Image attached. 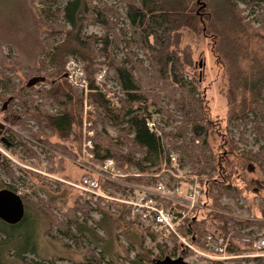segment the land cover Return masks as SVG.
Listing matches in <instances>:
<instances>
[{"label":"trees","instance_id":"obj_1","mask_svg":"<svg viewBox=\"0 0 264 264\" xmlns=\"http://www.w3.org/2000/svg\"><path fill=\"white\" fill-rule=\"evenodd\" d=\"M40 1L45 6H50V4L56 6L54 10L51 7L48 8V11L38 10L44 26L42 33L44 48L38 55L39 66L36 65L30 75L31 79L42 77L45 82L29 88L27 84L31 79L25 80L19 85L16 84L14 76L2 74V81L14 93L11 98L5 100L6 102L11 100L7 109H4L6 102L2 106V112L9 116L7 121L24 128L27 119L35 121L40 131L33 134V138L46 147L69 154L71 150L67 143L72 134L76 135L75 141L79 143L80 140V136L74 130L81 129L84 99L79 90L68 83L65 66L70 58L80 59L85 64V70L91 82L90 89L98 92L95 94V101L105 114L101 121L105 123L104 120H108L115 123L120 129L121 135L119 139H114L105 133L99 134L98 132L96 139L94 137L97 147L95 161L104 164L108 160H114L119 169H123L122 163L127 162L130 167L136 168L139 176L128 175L122 181L134 186H151L156 181L153 176L161 173L164 169H173L171 162L173 154L171 155L165 141L174 150H185L187 158L181 157V163L190 164L191 175L198 178L203 185L202 198L199 200L200 207L196 208L195 215L202 208H207L210 205L215 207L216 211L211 209L208 212V217L213 221L214 230L220 238L228 241V253L244 254V252L252 250V245L244 242L245 238L257 239L259 236L248 229L252 226L262 228L264 223L238 219L232 215H224L218 210L227 209L220 203L225 195L235 198L242 193L233 183V174H228L224 170V162L227 161L224 156L229 157L237 147L233 141L230 142V149L225 148L223 157H218L213 152L210 141L212 126L209 108L201 96V92L196 90L194 79L185 71L186 66H192L190 56L186 52L182 59V55L174 47L179 43L181 30L193 20L190 6L194 0H122L126 10L124 19L128 21L129 31L133 37L129 44L137 46L147 55L148 65L142 60L136 59L132 54H127L126 61H119L110 56L111 48L119 43L115 27L117 22H114L112 17L118 19L121 14L117 10L106 7L103 0H98V2L94 0ZM241 4L249 7L263 6L264 10V0H212L207 5L209 9H212L215 21L221 25L226 34L229 52L235 55L246 51L245 57L251 59L250 71L246 74L239 72L236 80L250 97V102L256 107H260V99L264 96V60L258 56L257 46L259 44L256 41L263 40L262 43H264V36H260L259 32H254L252 27L241 17L242 11L239 9ZM207 5L205 4V7L201 6V8L206 9ZM91 24L101 26L106 34L101 37L87 35L86 28ZM261 29L264 32V24ZM261 47L264 50V45ZM99 55L104 56L105 61L98 62ZM101 65H107L109 70L114 71L115 79L125 94V99L121 101L120 107H115L107 101L106 96L98 91L93 83L94 75L99 71ZM43 72H45L44 75H42ZM45 83L49 84L48 89L37 88L38 85ZM161 94L170 99L175 110L181 116L180 125L175 127L173 132H167L157 126L159 134L151 133L146 123L152 118L148 115L147 108H143L147 107L149 103L155 107L156 113L167 115L175 122L177 120L169 111L161 108L160 105L163 102ZM36 97L56 105L60 112L58 114L47 113L43 105L37 103ZM16 100L19 102V108L11 110ZM7 133L11 132L10 130L5 131L4 128L2 136L8 135ZM50 135L59 136L66 142V145L62 147L53 145ZM6 139L10 143L9 148L20 147L15 142L14 136L10 135ZM123 147L128 149L127 153L124 152ZM21 148L30 157L37 156L33 150L25 146H21ZM81 153L79 150L74 155L80 159ZM137 154L140 156L138 157ZM245 158L247 161L257 162L261 166L264 163L262 155H250ZM246 165L248 166V164ZM7 170L12 175L13 170L9 167ZM237 178H240V175ZM244 181L249 184L246 178ZM259 185L264 190V179L259 182ZM102 187L103 189L111 188L112 191L122 194L130 192L116 182H103ZM9 189L10 187L0 183V191ZM206 198L212 204L206 202ZM94 200L98 203L104 201L100 198ZM107 203L119 205L110 201ZM167 206L169 209L171 208L170 204ZM117 209L119 220L138 228L142 238L150 237L156 240L160 236L159 233L142 225L133 215L130 207L119 205ZM27 220L26 212L22 222L14 226L0 219V264H34L28 260L27 255L36 254L37 242L34 228ZM181 232L184 235L196 234L197 239L214 233L205 226V220L201 222V220H193V218L186 221ZM169 240L175 244L170 252L162 250L165 264H171L172 257L176 258L178 251H181L183 259L193 254L190 250L182 248L175 235ZM10 251L14 252L13 256L16 258L14 262H9L7 258ZM232 261L235 264H244L245 262L264 264V258L243 257ZM82 264H105V262L93 251H89ZM217 264L225 263L217 262Z\"/></svg>","mask_w":264,"mask_h":264},{"label":"rangeland","instance_id":"obj_2","mask_svg":"<svg viewBox=\"0 0 264 264\" xmlns=\"http://www.w3.org/2000/svg\"><path fill=\"white\" fill-rule=\"evenodd\" d=\"M33 1L0 0V127L3 126L2 132L5 128V131L10 130L12 133H7L8 135L4 137L12 135L15 142L20 145L9 148L0 140V183L20 195L26 205L27 221L34 228L37 242L36 254H28V260L34 264H82L87 253L93 251L96 256L103 258L105 264H165L162 250L170 252L175 244L173 241L161 236L156 240L150 237L142 238L138 228L119 220L117 209L119 205H111L107 201L98 203L94 199L85 197L72 185H78L88 176V172L82 167L85 163L82 153L80 159L74 155L79 150L82 152L85 126L91 125L95 139L98 132L114 139L121 137L120 129L115 123L108 120H104L105 123L101 121L105 114L95 101V94L98 92L90 89L91 82L83 61L70 58L65 66L68 83L79 90L84 99L81 129L74 130L80 136V140L79 143L75 141L76 135L72 134L67 143L72 151L68 152L69 154L46 147L33 138L32 135L40 131L35 121L27 119L24 128L7 121L9 116L2 112L5 100L14 94L2 81V74L14 76L16 84L19 85L31 79L32 69L36 68V65L39 66L38 55L44 48L42 36L44 26L38 10L48 11L49 7L53 10L56 7L51 4L45 6L40 0ZM94 1L98 2V0ZM103 1L106 7L121 14L118 19L112 17V20L117 22L115 27L119 43L111 48L110 56L119 61H126L127 54H132L148 65L147 55L137 46L129 44L133 37L129 31L128 21L124 19L125 3L122 0ZM211 1L194 0L190 6L193 20L181 30L179 43L174 47L182 55V59L186 52L190 56L192 66H186L185 71L194 79L196 90L201 92L209 108L212 126L210 141L213 152L218 157H223L225 148L230 149V142L233 141L237 147L229 157L224 156L227 160L224 162V170L228 174H233V183L242 193L235 198L225 195L220 203L227 209L218 210L224 215H232L238 219L264 223V190L259 185L264 179V163L261 166L245 158L250 155L264 157V96L260 99L261 108L256 107L237 82L236 76L239 72L246 74L250 71L251 59L245 57L246 51L235 55L229 52L226 34L221 25L215 21L212 9L208 8L207 4ZM196 3L197 6H194ZM202 4H206L207 8L202 9ZM262 7L239 5L242 11L241 17L254 32H259L260 36H264L261 29L264 24ZM86 34L101 37L106 33L101 26L91 24L86 28ZM256 42L259 44L258 56L264 60V50L261 49L264 45L263 40ZM97 61H105V57L99 55ZM99 68L94 75V85L106 96L107 101L115 107H120L125 94L115 79L114 71L109 70L107 65H101ZM80 83L87 87L83 89ZM40 87L48 89L49 84L37 86ZM161 97L163 98L161 108L175 116L176 122L167 115L156 113L152 103L143 108H147L148 115L157 121L158 127L173 132L174 128L180 125L181 116L168 97L164 94H161ZM35 99L37 103L43 105L47 113L60 112L51 102L39 97ZM18 108L19 102L16 100L11 110ZM160 133L162 134L161 130ZM50 136L53 145L58 147L66 145L59 136ZM165 143L171 155L177 158L178 169L181 172L185 170L190 172L191 165L182 164L180 160L181 157L187 158L185 150H174L167 141ZM94 144L96 146L95 140ZM21 146L33 150L37 156L30 157ZM123 150L128 152L126 147H123ZM137 156L139 157L140 154ZM8 167L13 170L12 175L8 173ZM122 167L120 175L125 177L137 172L136 168L130 167L127 162L122 163ZM164 170L156 175L162 174L161 178L169 189L175 191L176 178L173 174L164 173ZM238 175L240 178H237ZM245 178L249 184L244 181ZM185 182L186 180L181 182V190L185 189ZM205 200L211 203L207 198ZM211 209L214 211L215 207L210 205L199 210L195 220L201 222L205 220V226L209 231L214 232L212 235L218 236L213 221L208 217ZM248 230H252L257 236L264 235V227L252 226ZM208 235L210 233L203 237ZM13 254V251L7 254L9 262L16 260ZM181 256V251H178L177 257H172L171 260L174 261ZM195 263L217 264L210 260H195ZM225 264L235 263L229 261Z\"/></svg>","mask_w":264,"mask_h":264},{"label":"built area","instance_id":"obj_3","mask_svg":"<svg viewBox=\"0 0 264 264\" xmlns=\"http://www.w3.org/2000/svg\"><path fill=\"white\" fill-rule=\"evenodd\" d=\"M86 84V83H85ZM79 86V85H78ZM80 86L84 89L87 85ZM151 133H158L157 121L152 119L146 123ZM95 133L90 126H85L82 155L85 163L82 167L88 172V176L78 184H72L79 189L85 197L89 199H102L104 201L115 202L119 205L131 208L133 215L142 223L149 227L151 231L159 233L163 238L169 240L176 236L184 250H190L193 254L190 257L182 258L186 264H196L195 260L229 262L239 258H264V235L253 239L245 238L246 243L252 245V250L244 254L228 253V241L218 235H208L197 239L196 234L184 235L181 232L182 226L189 219L195 220L196 208L200 207L199 200L202 198L203 185L198 178L191 175V171L181 172L178 169L177 158L172 155V170H164V173L173 174L177 180L175 191H171L161 175L153 176L156 181L151 186H134L123 182L125 175H120L123 169H119L114 160H108L104 164L97 163L96 146L94 144ZM174 172H177L174 173ZM129 175L139 176L137 172ZM166 175V176H168ZM185 189H180L182 181ZM110 181L116 182L130 190L128 194L112 191L111 188L102 187V183ZM114 192V193H111ZM170 204L171 208L167 206ZM191 222V221H190ZM226 261V262H225Z\"/></svg>","mask_w":264,"mask_h":264},{"label":"water","instance_id":"obj_4","mask_svg":"<svg viewBox=\"0 0 264 264\" xmlns=\"http://www.w3.org/2000/svg\"><path fill=\"white\" fill-rule=\"evenodd\" d=\"M201 2V0H199ZM205 7V4H202V8ZM45 82V79L42 77L32 78L27 86L29 88L35 87L39 83ZM11 100H9L4 109H7L8 104ZM0 140L7 147H10L9 141L2 136L3 126L0 127ZM25 204L20 195L12 192L10 190H2L0 191V219L9 225H17L22 222L25 217ZM171 264H186L182 258H178L171 262Z\"/></svg>","mask_w":264,"mask_h":264},{"label":"bare ground","instance_id":"obj_5","mask_svg":"<svg viewBox=\"0 0 264 264\" xmlns=\"http://www.w3.org/2000/svg\"><path fill=\"white\" fill-rule=\"evenodd\" d=\"M178 259V258H177ZM176 260V259H175Z\"/></svg>","mask_w":264,"mask_h":264}]
</instances>
